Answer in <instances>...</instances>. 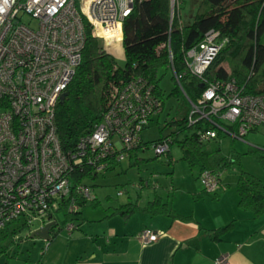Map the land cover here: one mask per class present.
Listing matches in <instances>:
<instances>
[{"label":"built area","instance_id":"2783aa9c","mask_svg":"<svg viewBox=\"0 0 264 264\" xmlns=\"http://www.w3.org/2000/svg\"><path fill=\"white\" fill-rule=\"evenodd\" d=\"M134 1L0 0V233L12 221L22 220L31 232L38 221L56 225L59 213L76 214L81 203L94 199L86 181L126 158L142 128L161 112L153 85L132 80L111 87L100 122L72 149L64 151L57 135L55 109L81 64L86 27L106 48L121 44ZM178 3L169 0L170 20ZM116 30L119 41L104 35ZM226 43L218 32H207L184 53L189 73L202 77ZM188 103L189 125L206 128L198 131L201 142L216 139L218 130L244 139L264 129V93H243L234 80L211 81L197 103ZM152 148L165 155L169 143ZM197 179L206 193L222 189L220 174L203 170ZM63 227L70 233L76 225ZM138 237L149 244L158 233L144 228Z\"/></svg>","mask_w":264,"mask_h":264},{"label":"trees","instance_id":"16d2710c","mask_svg":"<svg viewBox=\"0 0 264 264\" xmlns=\"http://www.w3.org/2000/svg\"><path fill=\"white\" fill-rule=\"evenodd\" d=\"M178 2L179 6L170 20L169 0L134 1L132 13L122 23V67L118 66L116 59L107 51L103 41L91 36L86 27L81 64L65 89L64 100L58 102L55 109L57 135L64 151L72 149L80 137L89 134L100 122L112 86L144 79L147 84L153 85L162 108L164 96L158 85L157 70L163 67L172 70V79L176 83L167 97H183L177 110L181 118L166 121L165 126L174 127L168 134L144 142L141 133L155 116L152 117L139 133V144L127 152L126 158L132 161V165H136L139 161L136 152L166 140L169 151L165 155L169 158L170 147L176 145L181 151L180 160L186 161L191 171L196 169L199 173L209 170L220 174L235 163L232 158L221 154L219 138L224 135L219 130L216 139L200 141L198 131L206 128L201 122L189 125L188 100L197 103L206 84L211 81L222 83L234 80L243 93H264V0H188L190 11L186 17L190 20L185 26L182 25L180 16L181 5L185 1ZM211 30L218 32L220 38L227 39V43L202 77L193 76L186 68L184 53L196 46ZM176 75L180 76L178 80ZM205 126L211 127L210 124ZM254 154L264 170L263 152L256 151ZM157 156L159 155L155 154ZM119 162H113L108 169H114ZM168 164H172L170 158ZM94 177L96 176L89 179ZM194 178L198 180V174ZM235 189L240 210L250 212L253 218L264 214L262 181L242 172ZM220 193L210 194L201 190V194L213 199H218ZM90 203L94 206L95 199ZM84 205V202L80 204L76 214L80 213ZM138 209L137 204L126 203L116 208L115 213L127 217ZM142 211L150 215L164 214L188 219L171 211L167 202L159 196H154ZM63 215L68 218L66 212ZM64 225L65 222H59L54 228L60 227L61 230ZM232 226L233 222L212 231L211 238L220 239ZM22 230H25L22 220L9 223L0 233V252H4L17 232ZM3 241L6 242L4 245Z\"/></svg>","mask_w":264,"mask_h":264},{"label":"rangeland","instance_id":"374dc122","mask_svg":"<svg viewBox=\"0 0 264 264\" xmlns=\"http://www.w3.org/2000/svg\"><path fill=\"white\" fill-rule=\"evenodd\" d=\"M181 5L180 16L183 26L189 21L186 16L190 11L188 0ZM109 37L116 41L120 40V33L116 30L109 34ZM107 51L116 56V62L119 67L124 65L122 57V46L120 43H114L107 46ZM159 88L163 92L164 100L161 112L155 116L142 131L141 138L144 142L152 141L162 137L173 130L174 127L165 126L166 121L172 118L180 119L181 115L177 112L182 103V96L167 97L176 83L172 79V70L170 68H159L157 70ZM221 154L224 157L232 158L235 163L220 173V192L226 199L230 195H236V182L242 172H246L264 183V170L254 152H263L264 154V129L248 133L244 139H233L228 136L219 138ZM169 158L172 164L169 165L167 155L155 157L154 149L150 146L144 151L136 152V158L139 159L136 165L132 161L124 158L119 165L112 170H105L97 174L94 179L86 181L88 186H92V198L96 199L93 206L90 201L80 209L79 214H70L69 218L62 213L58 214L59 222H71L79 224V230L75 234H86L94 239L96 230L106 227L105 218L110 214L113 207L127 202L143 205L152 200L156 195L163 200L174 199L181 201L182 197H187L190 193H196L201 188L200 182L194 178L198 171L190 170L186 161L180 160L181 151L176 145L170 147ZM173 188V190H171ZM197 189V190H196ZM208 197V196H207ZM180 199V200H179ZM213 203V208L221 207L222 204ZM221 203V202H220ZM41 227V222L34 223L31 232ZM60 227H55L54 232H58ZM29 230L17 232L13 242L7 246L4 252H0V264H46L54 256L60 260L62 255L64 261L71 259L72 249L68 246V235L64 228L53 240L44 241L40 239H31ZM55 233L52 232V237ZM56 250H50L52 247ZM6 242H2L4 245ZM85 245L87 242H81ZM51 245V247H50ZM73 248V247H72ZM72 250V251H71Z\"/></svg>","mask_w":264,"mask_h":264},{"label":"crops","instance_id":"0c3cea01","mask_svg":"<svg viewBox=\"0 0 264 264\" xmlns=\"http://www.w3.org/2000/svg\"><path fill=\"white\" fill-rule=\"evenodd\" d=\"M201 190L180 198L181 201L174 196L169 202L159 196L171 211L188 219L150 215L142 211L149 200L143 205L135 203L139 209L127 217L115 213L122 204L113 207L103 221L106 227L96 230L94 239L91 235L75 234L79 224L70 233L64 229L73 250L71 259L64 261L62 255L58 260L54 256L46 264H216L221 258L225 262L220 264H264V214L253 218L250 212L240 210L237 194L226 199L228 195L220 193L218 199H213L201 194ZM216 202L222 205L214 209L212 204ZM231 222L233 226L220 239L211 238L212 231ZM144 228L158 233L155 242L140 241L138 235ZM59 232L60 229L53 230L51 240ZM50 250L54 252L56 248L52 245Z\"/></svg>","mask_w":264,"mask_h":264},{"label":"water","instance_id":"95a60500","mask_svg":"<svg viewBox=\"0 0 264 264\" xmlns=\"http://www.w3.org/2000/svg\"><path fill=\"white\" fill-rule=\"evenodd\" d=\"M65 93H63L60 98L59 102H62L65 98ZM54 229V223H47L43 227H40L33 232L30 233L29 237L31 239H40L44 241H49L51 239V233L52 230Z\"/></svg>","mask_w":264,"mask_h":264},{"label":"bare ground","instance_id":"6f19581e","mask_svg":"<svg viewBox=\"0 0 264 264\" xmlns=\"http://www.w3.org/2000/svg\"><path fill=\"white\" fill-rule=\"evenodd\" d=\"M112 33H114V32L104 33V35H105L107 38H112V37H109V36H108L109 34H112Z\"/></svg>","mask_w":264,"mask_h":264},{"label":"snow or ice","instance_id":"6c2138e0","mask_svg":"<svg viewBox=\"0 0 264 264\" xmlns=\"http://www.w3.org/2000/svg\"><path fill=\"white\" fill-rule=\"evenodd\" d=\"M0 10H2V9H0Z\"/></svg>","mask_w":264,"mask_h":264}]
</instances>
